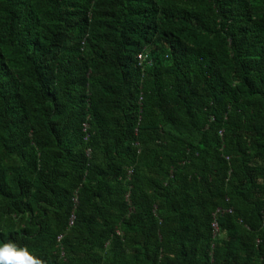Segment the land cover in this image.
Wrapping results in <instances>:
<instances>
[{"label":"trees","instance_id":"16d2710c","mask_svg":"<svg viewBox=\"0 0 264 264\" xmlns=\"http://www.w3.org/2000/svg\"><path fill=\"white\" fill-rule=\"evenodd\" d=\"M7 240L264 264V0H0Z\"/></svg>","mask_w":264,"mask_h":264},{"label":"clouds","instance_id":"9594fccd","mask_svg":"<svg viewBox=\"0 0 264 264\" xmlns=\"http://www.w3.org/2000/svg\"><path fill=\"white\" fill-rule=\"evenodd\" d=\"M0 264H46V261L27 245L7 240L0 243Z\"/></svg>","mask_w":264,"mask_h":264},{"label":"built area","instance_id":"2783aa9c","mask_svg":"<svg viewBox=\"0 0 264 264\" xmlns=\"http://www.w3.org/2000/svg\"><path fill=\"white\" fill-rule=\"evenodd\" d=\"M214 228H215V230L217 231L218 230V224H217V222H214Z\"/></svg>","mask_w":264,"mask_h":264}]
</instances>
